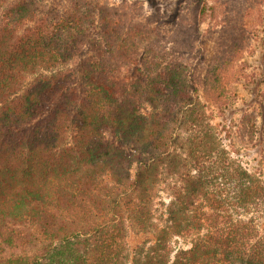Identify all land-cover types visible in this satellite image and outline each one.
Here are the masks:
<instances>
[{
  "label": "trees",
  "instance_id": "1",
  "mask_svg": "<svg viewBox=\"0 0 264 264\" xmlns=\"http://www.w3.org/2000/svg\"><path fill=\"white\" fill-rule=\"evenodd\" d=\"M167 23L163 43L150 26ZM259 28L264 0H0V264H264V179L226 146L185 62L217 33L206 93L230 108ZM262 97L235 131L261 150ZM129 228L153 233L144 257ZM175 237L193 242L175 251Z\"/></svg>",
  "mask_w": 264,
  "mask_h": 264
},
{
  "label": "rangeland",
  "instance_id": "2",
  "mask_svg": "<svg viewBox=\"0 0 264 264\" xmlns=\"http://www.w3.org/2000/svg\"><path fill=\"white\" fill-rule=\"evenodd\" d=\"M179 7V6H178ZM180 8V7H179ZM208 21L204 24V28H209ZM151 29L155 36L164 37V42L168 41L169 35L173 29L176 30L175 24H151ZM180 28V27H179ZM178 28V29H179ZM213 29V28H212ZM162 39V38H161ZM218 47V35L216 32L213 35L201 37L196 45V49L188 55L185 61L188 65L189 72L194 78V86L198 88L200 94L204 92L205 97L209 98L208 113L212 118V122L218 131L223 130L222 126H226L229 130L227 133L221 131V136L224 138L226 146L231 150H239L238 158L255 176L264 179V148L260 149L257 145L249 144L247 141L239 142L236 135V127L239 125L243 115L261 111L260 102L263 100L264 93V30L259 28L258 35L255 41L244 52L243 57L239 63V68L242 72V78L236 83H232L229 88L230 93V108L220 110L217 104L207 95L206 91V76L211 66L215 52ZM139 66L131 64L122 73V77L126 80L129 87L135 84L140 74ZM77 92L81 93L80 82L73 86ZM202 91V92H201ZM203 94V96H204ZM202 96V97H203ZM148 104L143 105V112L150 116L156 110ZM262 116H259L258 121L262 122ZM181 134L184 132L180 131ZM110 139H113L111 134H107ZM174 180L167 175L162 176L161 183L158 188V195L155 199V217L154 221L158 226L165 227L167 224V205L173 199L171 186ZM155 237L153 233L144 234L134 228H129L128 231V249L131 258L134 256L144 257L148 248L155 244ZM193 242L192 237H175L172 246L175 251L180 248H187ZM127 264H134L130 260Z\"/></svg>",
  "mask_w": 264,
  "mask_h": 264
}]
</instances>
